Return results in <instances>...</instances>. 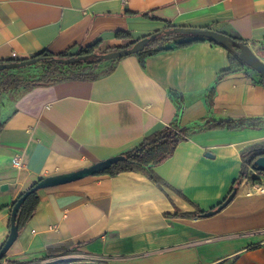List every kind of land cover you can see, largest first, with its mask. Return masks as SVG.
I'll return each mask as SVG.
<instances>
[{"label":"crops","instance_id":"crops-1","mask_svg":"<svg viewBox=\"0 0 264 264\" xmlns=\"http://www.w3.org/2000/svg\"><path fill=\"white\" fill-rule=\"evenodd\" d=\"M174 27L236 37L264 61V0H0V64L97 42L119 48L118 32L140 40ZM230 55L205 40L144 63L138 53L107 61L99 71H113L94 81L0 93V249L17 200L42 179L122 155L166 128L257 124L181 141L154 168L163 186L130 171L39 190L0 264H264V186L241 180L243 153L264 148V80ZM234 188L220 212L193 216Z\"/></svg>","mask_w":264,"mask_h":264},{"label":"trees","instance_id":"trees-1","mask_svg":"<svg viewBox=\"0 0 264 264\" xmlns=\"http://www.w3.org/2000/svg\"><path fill=\"white\" fill-rule=\"evenodd\" d=\"M157 34L158 36L146 47V49L138 53L143 63L147 57L156 55L162 51L185 48L196 43L209 40L180 34L169 35L165 31L159 32ZM117 36L119 39L125 41L124 46H121L119 48H110L104 47L102 45V42H97L87 47H80L76 52L53 54L47 50H42L39 53L35 54L33 56V59H36V62H41L47 66L44 75L37 79L10 77L1 80L0 93H8L22 88L25 90H29L37 86L54 85L66 81H94L102 75L109 74L113 71V68L99 71L100 67L107 62L102 60L100 56L112 51H117L121 48L131 47L137 41H139L133 39L129 34L125 32H118ZM233 38L237 39L236 37ZM211 43L219 45L214 41H211ZM81 56L87 57V60L70 65H65L59 61V59ZM230 56L233 62L240 63L246 66V64L239 60L234 54H231ZM66 67L69 69L68 72H65ZM4 71L7 70H0V72ZM2 127L3 125H0V130L2 129ZM256 127L257 124L255 119H240L228 122H215L209 118L203 123H196L188 127L175 126L173 128H166L150 136H147L139 145L122 154L127 158L125 161L114 164L109 170L101 174L115 176L123 172H143L147 174L155 183L163 186L165 185V182L155 172L154 168L170 158L174 154L177 145L181 141L194 135L197 132L205 130H238ZM263 149L264 148L258 147L243 153L244 165L241 180L249 179L253 180L255 183H260V180L257 179L251 172H249V169H253V160L263 153ZM259 173L264 176V173ZM234 190H236V188L233 189L231 194L234 192ZM38 203V193L34 192L22 205L20 209V230L34 216ZM203 214L204 212L197 208V212L193 214V216H201Z\"/></svg>","mask_w":264,"mask_h":264},{"label":"water","instance_id":"water-1","mask_svg":"<svg viewBox=\"0 0 264 264\" xmlns=\"http://www.w3.org/2000/svg\"><path fill=\"white\" fill-rule=\"evenodd\" d=\"M169 35L180 34L186 36H193L195 38L209 39L210 41H214L217 44L221 45L225 49H227L231 54H234L239 60L243 63L254 69L258 72L264 80V61L253 51V49L246 43L234 39L233 37L224 34L222 32H218L209 28H185V27H174L167 31H165ZM158 36V34H153L149 37L140 39L131 47L121 48L117 51H112L107 54L101 55V59L104 61H114L118 60L130 55H134L140 53L146 49V47ZM99 56V55H96ZM87 60V57H71L65 59H59V61L65 65H70L74 63H79L81 61ZM36 59L22 60V61H13L9 63L0 64V70H8V69H17L28 67L34 63H36ZM262 154L256 157L253 160L252 167L255 171L264 173V149L262 150ZM127 158L123 155L115 156L109 158L107 160L100 161L95 163L89 167L80 169L78 171L59 175L52 176L45 179L40 180L37 184L28 189L22 196L17 200L11 217V229L10 234L4 245L0 249V262L6 257L7 253L17 240L20 232V209L22 205L25 203L27 198L34 192H38L41 189L55 187L60 185H65L68 183H72L75 181L82 180L89 176H94L101 174L107 170H109L114 164L125 161ZM237 190L228 197V199L216 210H212L203 214L204 217H211L222 209H224L236 196Z\"/></svg>","mask_w":264,"mask_h":264},{"label":"rangeland","instance_id":"rangeland-1","mask_svg":"<svg viewBox=\"0 0 264 264\" xmlns=\"http://www.w3.org/2000/svg\"><path fill=\"white\" fill-rule=\"evenodd\" d=\"M254 51V50H253ZM256 53V52H255ZM260 57V54H257ZM80 68V67H79ZM47 66L41 62H36L28 67L8 69L7 71L0 72V81L10 77H20L24 79L28 78H40L44 75ZM68 68H65V72H68ZM73 264H105L102 260L83 259L78 263Z\"/></svg>","mask_w":264,"mask_h":264},{"label":"built area","instance_id":"built-area-1","mask_svg":"<svg viewBox=\"0 0 264 264\" xmlns=\"http://www.w3.org/2000/svg\"><path fill=\"white\" fill-rule=\"evenodd\" d=\"M15 164L17 165V166H20L21 164H20V162H18V161H15ZM250 172L257 178V179H259L260 180V183H255L253 180V182L255 183V184H257V185H261V186H264V176L263 175H261L259 172H257V171H255L254 169H250Z\"/></svg>","mask_w":264,"mask_h":264}]
</instances>
